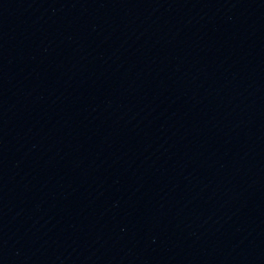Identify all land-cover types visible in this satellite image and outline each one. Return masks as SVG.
Listing matches in <instances>:
<instances>
[{
	"label": "water",
	"instance_id": "95a60500",
	"mask_svg": "<svg viewBox=\"0 0 264 264\" xmlns=\"http://www.w3.org/2000/svg\"><path fill=\"white\" fill-rule=\"evenodd\" d=\"M0 264H264V0H0Z\"/></svg>",
	"mask_w": 264,
	"mask_h": 264
}]
</instances>
